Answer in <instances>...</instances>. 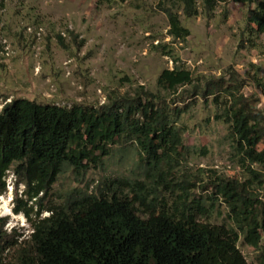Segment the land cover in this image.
I'll list each match as a JSON object with an SVG mask.
<instances>
[{
    "label": "rangeland",
    "instance_id": "1",
    "mask_svg": "<svg viewBox=\"0 0 264 264\" xmlns=\"http://www.w3.org/2000/svg\"><path fill=\"white\" fill-rule=\"evenodd\" d=\"M254 7L232 0L207 12L197 0L198 13L188 16L181 0H0V110L16 98L100 109L123 97L140 95L145 101L143 91H149L169 112L183 110L177 127L185 145L166 182L146 175L137 143L127 136L118 138L97 166L78 171L66 163L37 200L29 199L26 183L9 170L7 190L0 194V218L6 219L0 229L11 234L7 239L23 233L18 241L25 246L40 209V217L50 215V207L96 193L115 178L145 181L170 201L184 193L190 201L203 199L204 221L235 225L228 204L214 192L218 177L243 183L252 178L236 155L225 101L243 96L245 105L264 116V32L249 22ZM166 9L179 14L189 36L169 33ZM176 66L192 72V83L176 92L162 89L159 75ZM206 87L214 93L203 95ZM253 167L264 172L259 164ZM250 190L264 194L258 183ZM238 245L257 264L259 251L243 236ZM19 247L6 251L7 264H18Z\"/></svg>",
    "mask_w": 264,
    "mask_h": 264
},
{
    "label": "trees",
    "instance_id": "2",
    "mask_svg": "<svg viewBox=\"0 0 264 264\" xmlns=\"http://www.w3.org/2000/svg\"><path fill=\"white\" fill-rule=\"evenodd\" d=\"M181 1L186 15L198 13L197 0ZM228 1L232 0H202L207 12L218 2ZM233 1L255 4L248 19L264 32V0ZM166 12L169 33L189 36L191 31L179 14L172 9ZM192 81V72L178 66L164 69L158 77L162 89L174 92ZM143 93L145 101L140 95L123 97L100 109L28 98L7 102L0 110V194L7 190L6 177L12 169L26 183L29 199L37 200L66 163L78 171L91 163L97 166L122 136L137 143L140 160L147 164L146 175L166 182L185 148L177 127L183 110L171 113L157 103L154 93ZM213 93L211 87L203 91L206 96ZM242 98L225 101V120L236 155L252 178L243 183L218 177L214 192L228 204L235 225L204 221L208 207L203 199L190 201L184 193L170 201L145 181L115 178L104 182L96 193L72 196L50 207L48 216L40 217V209L31 223L33 231L23 239L25 246L18 241L23 233L9 240L11 234L1 225L0 264H7L6 251L15 245L20 246L18 264H253L238 245L241 236L259 251L257 264H264V194L250 190L255 183L264 187V172L253 167H264V147H258L264 140V116L252 111ZM219 99L217 95L215 100ZM5 221L0 218V223Z\"/></svg>",
    "mask_w": 264,
    "mask_h": 264
},
{
    "label": "clouds",
    "instance_id": "3",
    "mask_svg": "<svg viewBox=\"0 0 264 264\" xmlns=\"http://www.w3.org/2000/svg\"><path fill=\"white\" fill-rule=\"evenodd\" d=\"M3 214H4V213H0V215H3ZM44 215H45V216H47V215H48V213H45Z\"/></svg>",
    "mask_w": 264,
    "mask_h": 264
}]
</instances>
